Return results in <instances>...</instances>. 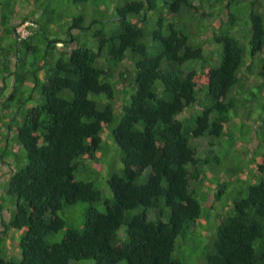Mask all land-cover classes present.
Segmentation results:
<instances>
[{"label":"trees","instance_id":"obj_1","mask_svg":"<svg viewBox=\"0 0 264 264\" xmlns=\"http://www.w3.org/2000/svg\"><path fill=\"white\" fill-rule=\"evenodd\" d=\"M66 1L28 66L35 0H0V106L24 84L41 98L0 118V264H264V0ZM108 136L121 168L104 186Z\"/></svg>","mask_w":264,"mask_h":264},{"label":"rangeland","instance_id":"obj_2","mask_svg":"<svg viewBox=\"0 0 264 264\" xmlns=\"http://www.w3.org/2000/svg\"><path fill=\"white\" fill-rule=\"evenodd\" d=\"M1 1H6L8 3V7H6L5 9H1V10H3V12L7 11L8 13L10 11H12V9L25 10L27 6H30L28 4L29 0H1ZM109 1H110L111 5L124 2L123 0H109ZM101 6H102V4L100 2H97V4H94L92 6L94 8L91 7V9L95 10V8H96L97 10H99L101 8ZM35 8H38L37 12H35V16H39L38 17V19H39L38 24L39 25L36 28V32H34V34L29 39V41H30L29 45H31V47H27V46L23 45V47L18 49V55H20L26 59L28 66H30L32 59L37 60L36 64L37 63L43 64L42 62L44 61V49L46 48V44L48 43V40H51V39H53V37L61 34L58 31L54 32L55 29L57 30L61 26V25L58 26V23L63 24L64 21L73 17V13H75L77 10V7L75 5H69V2L68 1L65 2V0H35ZM80 9L85 10L83 8H80ZM44 10H45V12H44ZM165 11H166V9H165ZM112 13L113 12H111V14ZM155 15L156 14H153V16L150 18L152 26L157 21V17ZM86 16H87L86 18L88 19V21H90L94 17V15L92 13H89V12L86 14ZM66 22H68V21H66ZM189 25H190V27H192L191 23ZM97 26H101V24L97 23ZM91 30H83L82 29L80 31V34L76 35V42L80 43V44H85L88 47H91L92 49H97V39L93 38V36L91 35V33H92ZM74 32H76V29ZM61 35H63V34H61ZM9 40H10V42H12L13 41L12 37L9 38ZM1 44H4V42H2ZM33 46L35 48L34 50H32ZM204 46H205L206 50H209L211 48L212 44L206 41ZM0 47H1V45H0ZM54 53H57V50ZM54 53H53V56L51 55L52 58L56 57V54H54ZM208 53L209 52H207V54ZM37 74H38V76L42 77L44 75V71L38 70ZM12 82H13L12 78L11 79H9L8 77L6 78L7 86H6V91L3 94L5 97H7L10 93V90H11L12 84H13ZM30 89H31V87H28L26 84H24L22 87L18 88L16 90L17 91L16 95L13 97V99L10 102V107L8 108V110H2V107L0 106V114H1L0 118H5L4 121L7 124L9 122H12L11 119L15 116L14 115L15 114L14 112L16 111L15 108L18 107V105H20V107H19L18 111H16L17 112L16 116L19 119H22L24 117L25 110L28 107L35 105L38 100L39 101L41 100L39 86H38L37 88L32 90V91H34V96L37 99L36 102L33 101L34 99L27 101L26 99H27V96L29 95V93L31 91ZM20 102H22V103H20ZM5 128H6V126H5ZM6 129H8V128H6ZM9 136H10V138L14 139L13 138L14 133L12 132L11 129L9 132ZM108 137L109 138H108L107 142H108L109 149L106 151V155L104 158L105 168H106L107 173H104V177H100V179L102 181H104L103 182L104 186H106V180L108 179L109 172L115 171V170L121 168L120 151L118 150V148H117L116 144L114 143L112 137H110V136H108ZM226 144H228V143H226ZM18 148H19L18 154L20 155V157L22 156L21 160L23 159V161H21V163L23 165L25 163L24 148L22 146H20ZM233 148H235V145H233V146L232 145L231 146L230 145H226V146L223 145V149H225L231 155L232 160H234L236 157H239L237 155L236 151H240L242 149L241 145H239L235 149H233ZM10 155L12 156L11 152H10ZM248 160H250V158L248 156H247V158H242L241 164H243L244 161L248 164ZM3 170H7V169L3 168ZM3 172H5V171H3ZM5 186H6L5 182L0 181V189L3 193L2 197H0V201H2V204H4V205L7 203V206H8L10 201H8L9 196H7V194L4 191Z\"/></svg>","mask_w":264,"mask_h":264},{"label":"built area","instance_id":"obj_3","mask_svg":"<svg viewBox=\"0 0 264 264\" xmlns=\"http://www.w3.org/2000/svg\"><path fill=\"white\" fill-rule=\"evenodd\" d=\"M27 22L23 23V24H20L19 26L16 27V31L19 35V38H23L27 35Z\"/></svg>","mask_w":264,"mask_h":264},{"label":"clouds","instance_id":"obj_4","mask_svg":"<svg viewBox=\"0 0 264 264\" xmlns=\"http://www.w3.org/2000/svg\"><path fill=\"white\" fill-rule=\"evenodd\" d=\"M25 22H27V21H25ZM25 22H23V23H25ZM23 23H21V24H23ZM27 23L30 24L29 22H27ZM28 24H27V25H28ZM19 25H20V24H19ZM19 25H18V26H19ZM16 27H17V26H16ZM27 32H28V33H27V35H28V34H29V30H27ZM27 35H26V36H27ZM18 36H19V35H18ZM26 36H25V37H26ZM19 39H20V38H19ZM57 45H58V46H62V43H61V42H57Z\"/></svg>","mask_w":264,"mask_h":264}]
</instances>
